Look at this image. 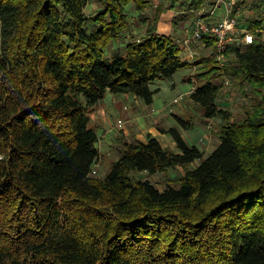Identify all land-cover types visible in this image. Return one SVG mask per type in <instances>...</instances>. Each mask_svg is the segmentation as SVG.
Returning <instances> with one entry per match:
<instances>
[{"label":"trees","instance_id":"trees-1","mask_svg":"<svg viewBox=\"0 0 264 264\" xmlns=\"http://www.w3.org/2000/svg\"><path fill=\"white\" fill-rule=\"evenodd\" d=\"M97 1L88 15L90 0H0V264H264V0L235 3L255 15L256 37L224 67L188 62L178 44L218 0H167L152 17V0ZM132 3L146 31L127 39ZM195 67L188 98L202 122H222L215 150L183 137L190 121L158 128L177 151L117 128L118 160L94 175L102 139L92 116L106 95L151 106L157 82ZM225 75L249 99L242 120L220 104ZM179 168L163 190L150 180Z\"/></svg>","mask_w":264,"mask_h":264},{"label":"rangeland","instance_id":"rangeland-1","mask_svg":"<svg viewBox=\"0 0 264 264\" xmlns=\"http://www.w3.org/2000/svg\"><path fill=\"white\" fill-rule=\"evenodd\" d=\"M241 1L242 0H236L234 2V4L237 2H241ZM253 1L254 0H248L249 4H252ZM152 2H153V8H151L150 10H148L146 12V15L150 16V17L154 16V14H155L154 11L157 8L156 5L161 4L163 6H167V4H168L167 0H152ZM263 5H264V3H263ZM99 8H100V4L98 3L97 0H90L89 6H88L86 12L88 15H92L95 11L99 10ZM239 8H241V18H240L241 26H242V28H245V27H247L246 25L250 23V21H248L249 18L252 19L255 17V15H253L252 11H250V10H249L250 12H245L244 7H242V6H240ZM127 11L130 14L132 22L135 20L138 21V18L136 16L137 12L135 10V4L134 3H132L131 5H129L127 7ZM222 13H223V7L221 8L219 18L221 17ZM261 14H262L261 19H263V23H264V9H261ZM134 24L132 25V32L133 33H134L133 30L136 27V25H134ZM263 26H264V24H263ZM132 32H129L128 35L130 34L131 36H133ZM179 37H180V34H179ZM127 39H130V38H127ZM121 42H123V41H121ZM234 49L236 50V48H234ZM246 49H247V47L243 48L242 51H245ZM210 54H211V51L208 52V56L206 55V57H210ZM191 73H192V70L190 68L183 69V70H180L178 73H176L173 78L167 79L164 81H159L156 83L155 87L161 88L160 93L158 95H156L155 99H154V103L156 104L154 109L157 112L163 110L162 107L168 106L169 105L168 103H170V101H173L175 98L180 97L182 93H183L182 95L187 94V93H184L185 92L184 80H185V77H187ZM188 78L189 77H187V79ZM217 83L222 85V88H223V91H222L223 96L220 99V104H228L229 108H227V109L229 111H231L234 118L237 120H242L246 115L245 110H246V106H248L250 103L249 99L240 91V87L236 83V81L233 77L225 75V77L223 79H220L219 82H217ZM113 97H114L113 95L108 93L104 99L105 104L107 105V104H110L111 102H113ZM182 106L184 107V113L186 114L185 117L190 122H192V126L194 127L193 129H191L189 131H185V132L182 129V135L190 144H196L197 146H199V148L204 152V154L206 156L211 154L215 150V148L219 145L220 129H221L222 122L219 121L218 119L212 120L208 124H205L204 122H202V120H201L202 115H203L202 110L197 106H193L191 104V102H189L188 96H184V100L182 101ZM178 107L179 106H177V107L173 106L175 113H177L176 111H177ZM119 119L125 120V118L118 116V120ZM93 120L96 122L95 117H93ZM97 124L98 123H96V125ZM116 124H117V122H116ZM127 130L130 132L131 128L128 125V122L126 121L125 129L123 132L126 133ZM114 134H115V137L117 138V131ZM144 135H145V132L139 133V137H140L139 140L140 139L142 140ZM128 136H130V134H128ZM165 145H166V143H165ZM115 146H117V145H115ZM115 146L112 147V149L114 150L112 153H109V152L105 153L104 152L102 159L100 160V162L98 163V165L96 167V170H97L96 176L97 177L105 178L107 176V174L111 171L113 163L118 160V151L116 150ZM169 149H171V148H169ZM172 150H174V149H172ZM101 152H102V150H101ZM198 165H199V163L197 162L193 165V167L194 166L197 167ZM181 174L183 175L184 171H183V169L179 168L176 170H171L169 172V174H167V175H164V174L155 175V176L151 177L150 180L160 190H163L168 183L167 182L168 178L176 177V176L181 175Z\"/></svg>","mask_w":264,"mask_h":264},{"label":"crops","instance_id":"crops-1","mask_svg":"<svg viewBox=\"0 0 264 264\" xmlns=\"http://www.w3.org/2000/svg\"><path fill=\"white\" fill-rule=\"evenodd\" d=\"M159 5H156V6L158 7ZM136 16L138 18V21L135 20L132 22V24L135 23L134 25H136L134 29V33L132 35H134L136 38L137 37L141 38V36H143V34L146 31V27L142 25V23L140 22V17H138V13ZM165 17H167L168 21L164 24L165 29L162 31L161 25ZM171 17L173 18L170 12H166L162 15V18H161V21L158 27L160 34L167 36L171 33L172 24H173V21L170 19ZM189 22H187L184 26L185 33L183 34L182 38L178 39L179 46L182 43V41L189 35V33H191L190 32L191 30H189ZM131 37L132 36L130 34L127 35V38H131ZM205 43L206 42L193 44L191 46L192 54L184 58L182 57V58L185 60H188V62H192L195 58H204L206 57V55L208 56V52L212 51L213 49L208 48ZM196 70H197V67H195V69L192 70V73L187 76L189 77L188 79L187 77H185V80H184L185 92L184 93H187V94L182 95L183 94L182 93L181 96L179 95L180 97H177L173 101H170V103H168L169 105L167 104L168 106L162 107L163 110L159 112H157L154 109L156 106L155 103L151 106H147L141 100L138 101L134 97H131V96H114L113 97L114 103L111 102L110 104H107V105L105 104V102H103L98 108L97 112L92 116V118L95 117L96 123H98L97 125L101 128V131H100L101 139H102L101 147H100L102 150L101 159H102V156L104 155V152L112 153L114 151L112 147L118 143L116 140L115 134H114L117 131L116 122L118 121V116L125 118V120L128 122V125L130 126L131 130L130 132L127 130L126 133L127 135L130 134V137L134 136L139 140L140 138L139 133L145 132L143 139L142 140L140 139L141 141L145 142L146 136L148 134H152L154 137H156L160 141L161 145L164 148H171L176 151L177 150L176 142L174 141V139L170 135L162 134L160 131H158V128L163 127V128L169 129L172 127H180L181 121H184V122L189 121L185 117L186 114L184 113V107L182 106V101L184 100V96H189L197 90L196 84H192L190 82V78L194 75ZM223 105H224V109L228 110L227 109L229 108L228 104H223ZM173 106L175 107L179 106L176 111L177 113L174 112ZM193 128L194 127L191 124V129ZM185 131L186 130H184V132Z\"/></svg>","mask_w":264,"mask_h":264},{"label":"built area","instance_id":"built-area-1","mask_svg":"<svg viewBox=\"0 0 264 264\" xmlns=\"http://www.w3.org/2000/svg\"><path fill=\"white\" fill-rule=\"evenodd\" d=\"M235 1L218 0L215 5H207L199 10L197 16L189 22L191 33L180 44L183 49V58L192 54L191 46L193 44L215 40L216 47L211 51L210 57L214 58L221 67H224L227 64V52L230 49L243 50L254 43L256 33L249 30V24L242 28L241 8L235 10ZM222 7L223 13L219 18ZM257 32L264 38V27L258 29ZM125 125L126 121L119 119L116 127L124 130ZM96 167L93 170L94 175L97 174Z\"/></svg>","mask_w":264,"mask_h":264}]
</instances>
